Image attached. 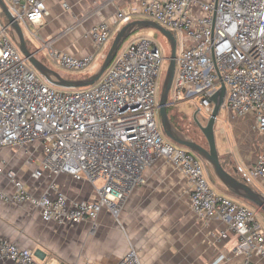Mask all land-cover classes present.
<instances>
[{
  "label": "built area",
  "instance_id": "built-area-1",
  "mask_svg": "<svg viewBox=\"0 0 264 264\" xmlns=\"http://www.w3.org/2000/svg\"><path fill=\"white\" fill-rule=\"evenodd\" d=\"M4 2L22 29L48 14L45 0ZM135 13L169 29L176 38L169 106L193 102L208 118L213 106L209 100L222 82L226 89L222 108L233 116L251 115L253 128L264 132V0H139ZM131 20V13L118 10L90 26L85 35L96 50L106 44L108 49L114 31ZM44 46L47 58L65 70L84 71L94 61V54L74 56L57 50L53 41ZM164 59L157 42L140 36L118 49L93 85L59 88L29 63L9 24L0 20V149L38 143L43 159L32 176H50L47 187L36 195L9 170L6 177L14 190L0 192V199L29 204L46 223L69 226L88 221L94 230L103 208L117 219L123 201L143 183L145 169L161 158L185 176L197 218L222 220L227 229L218 238H226L228 231L235 234L232 252L243 256L240 264H252V256L264 257L257 209L218 193L202 160L163 134L158 96ZM61 174L90 183L94 199H69L56 182ZM235 174L252 185L256 178L264 183V155L249 167L236 164ZM223 258L219 255L211 264ZM3 261L36 264L30 249L0 238V264ZM115 264L142 262L130 244Z\"/></svg>",
  "mask_w": 264,
  "mask_h": 264
},
{
  "label": "crops",
  "instance_id": "crops-1",
  "mask_svg": "<svg viewBox=\"0 0 264 264\" xmlns=\"http://www.w3.org/2000/svg\"><path fill=\"white\" fill-rule=\"evenodd\" d=\"M138 1L45 0L48 14L24 28L34 41L29 45L26 39L28 47L36 55L43 52L47 57L44 43L53 41L55 49L74 56L94 54L91 67L76 72L72 78L87 77L105 53L96 50L86 37L88 28L109 19L118 10L138 19L141 17L135 13ZM228 117V121L222 117L216 119V123L227 124L220 128L222 144L218 153L225 162L223 166L233 173L236 164L249 167L259 155H264V132L253 128L255 121L251 115L229 114ZM42 159L36 142L0 149V192H13L14 185L6 177L11 170L27 191L40 194L50 182L47 174L39 179L32 176ZM24 164L29 165L26 172L21 171ZM205 171L214 189L229 195ZM143 177V183L123 201L117 219L103 208L94 230L88 221L69 226L46 223L29 204L5 203L0 199V238L30 249L36 264H115L130 244L138 251L142 264H211L219 255L224 258L217 264H240L243 256L232 252L237 237L228 231L226 238H218V233L227 229L219 218H197L190 206L187 180L179 170L159 158L145 169ZM56 182L69 199L95 197L91 184L85 180L76 181L61 174ZM253 186L264 194V183L259 178L253 181ZM257 211L258 225L264 231V214ZM251 260L252 264H264V257L252 256ZM1 264L14 263L3 261Z\"/></svg>",
  "mask_w": 264,
  "mask_h": 264
},
{
  "label": "water",
  "instance_id": "water-1",
  "mask_svg": "<svg viewBox=\"0 0 264 264\" xmlns=\"http://www.w3.org/2000/svg\"><path fill=\"white\" fill-rule=\"evenodd\" d=\"M0 14H3L9 24L12 38L19 50L27 58L29 63L36 71L51 85L59 88H79L93 85L105 72L107 66L114 58L116 52L133 32L143 29L152 28L161 34L168 42L170 47V56L162 84L160 85L158 105H159V122L163 134L178 146L184 147L195 153L204 163L205 169L212 180L218 182L225 191L239 199L249 202L264 214V194L258 191L252 184L239 178L234 172L228 171L221 163V159L216 148L214 126L222 104L225 98L226 89L221 82L220 88L210 98L212 111L208 118L202 117L198 110L195 109L192 114V120L197 124L198 129L206 140V146L198 143L184 132L178 129L171 121L167 111L168 96L173 81L176 68L177 43L174 34L153 20L146 18L133 19L122 25L114 34L111 43L103 57L102 63L92 74L83 78H72L61 75L58 71L49 67L40 58L37 57L36 51L28 47L23 29L14 20L10 14L4 0H0ZM200 120L203 122L201 123Z\"/></svg>",
  "mask_w": 264,
  "mask_h": 264
},
{
  "label": "rangeland",
  "instance_id": "rangeland-1",
  "mask_svg": "<svg viewBox=\"0 0 264 264\" xmlns=\"http://www.w3.org/2000/svg\"><path fill=\"white\" fill-rule=\"evenodd\" d=\"M135 18H132V19H135ZM137 18L143 19L144 17H137ZM4 19H5V16L3 14H0V20L2 22H4L5 21ZM23 30H24L23 32H25L24 33L25 38L29 41V45L30 44H34V41L31 39L29 34L25 31V29H23ZM114 33H115V31H114ZM114 33H113V35H114ZM140 36H148V37H150L152 40L157 42L163 49V54H164L165 59L163 61V64L161 66V71H160V83L162 84L164 76H165V72H166V69H167V65H168V57L170 56V47H169V44H168L167 40L161 34L156 32L152 28L139 29V30L133 32L130 36H128L124 40V42L122 43L120 48H123L125 45H127V43H129L130 41H132L135 38L140 37ZM101 51H102V53L107 51V44L102 47ZM37 56L39 58H42V56H43L44 62L49 67H51L52 69L58 71L61 75L65 76V77H74V76L77 75L76 72L65 70L63 68H60L56 64H54L52 61H50L46 57L45 53H43V52H41V54L38 53ZM97 59H98V57H97ZM102 60H103V58H102ZM102 60L98 64L97 67H99V65L102 63ZM194 110H195V105H194L193 102L190 103V105H188V101H182V102L178 103L176 106H171L169 114L175 115V120L178 122L176 127L177 128L179 127L178 129H180L187 136L191 137L192 139H194L198 143L206 146L207 145L206 144V140H205L204 136L202 135V133L200 132V130L199 129H195L194 131H192L190 129L189 124L192 122V114H193ZM228 116H229V114H228L227 110L224 109V108H222L220 110L219 114H218L219 118L222 117V118L226 119L227 121L229 120ZM198 120L201 123L203 122L199 118H198ZM225 126H227V124L221 125L219 122L215 123V126H214L215 142H216L217 150L221 149V144H222V140H221V136L222 135L220 134V128H224ZM182 127H183L184 130H182ZM228 128L232 129L233 126H231V127L228 126ZM28 169H29V165L24 164L22 169H21V171L22 172H26V171H28ZM244 203L249 205V206H252V207L256 208L254 205H251V204H249L246 201H244Z\"/></svg>",
  "mask_w": 264,
  "mask_h": 264
},
{
  "label": "trees",
  "instance_id": "trees-1",
  "mask_svg": "<svg viewBox=\"0 0 264 264\" xmlns=\"http://www.w3.org/2000/svg\"><path fill=\"white\" fill-rule=\"evenodd\" d=\"M6 22H7V20H6V18L4 19ZM42 61L44 62V60L42 59ZM45 63V62H44ZM170 107L171 106H169L168 105V107H167V111H168V114H169V111H170ZM169 116H170V119H171V121H172V123L175 125V115H171V114H169ZM221 159V158H220ZM221 163H222V165H224L225 164V162H223V161H221ZM235 198V197H234ZM237 199V198H236ZM239 200V199H238ZM240 201H242V202H244V200H240ZM247 202V201H246ZM249 203V202H248ZM250 204V203H249ZM252 205V204H251Z\"/></svg>",
  "mask_w": 264,
  "mask_h": 264
},
{
  "label": "flooded vegetation",
  "instance_id": "flooded-vegetation-1",
  "mask_svg": "<svg viewBox=\"0 0 264 264\" xmlns=\"http://www.w3.org/2000/svg\"><path fill=\"white\" fill-rule=\"evenodd\" d=\"M174 123H175V126H177L178 122L175 121ZM189 126H190V129H191L192 131H194L195 129H198L197 124H196L193 120H192V122L189 124ZM178 128H179V127H178ZM182 130H184L183 127H182Z\"/></svg>",
  "mask_w": 264,
  "mask_h": 264
}]
</instances>
